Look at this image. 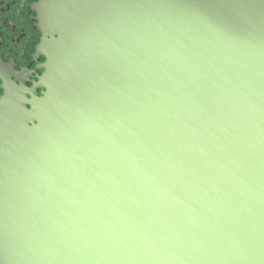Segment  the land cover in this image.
I'll return each mask as SVG.
<instances>
[{
  "label": "water",
  "instance_id": "95a60500",
  "mask_svg": "<svg viewBox=\"0 0 264 264\" xmlns=\"http://www.w3.org/2000/svg\"><path fill=\"white\" fill-rule=\"evenodd\" d=\"M39 7L42 95L0 97V264H264V0Z\"/></svg>",
  "mask_w": 264,
  "mask_h": 264
},
{
  "label": "flooded vegetation",
  "instance_id": "af4514ba",
  "mask_svg": "<svg viewBox=\"0 0 264 264\" xmlns=\"http://www.w3.org/2000/svg\"><path fill=\"white\" fill-rule=\"evenodd\" d=\"M39 3L0 0V97L14 84L23 92L42 95L36 87L46 63L37 51L44 37Z\"/></svg>",
  "mask_w": 264,
  "mask_h": 264
}]
</instances>
